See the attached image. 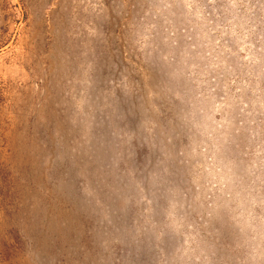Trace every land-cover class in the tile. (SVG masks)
I'll use <instances>...</instances> for the list:
<instances>
[{"label":"rangeland","instance_id":"1","mask_svg":"<svg viewBox=\"0 0 264 264\" xmlns=\"http://www.w3.org/2000/svg\"><path fill=\"white\" fill-rule=\"evenodd\" d=\"M0 264H264V0H0Z\"/></svg>","mask_w":264,"mask_h":264}]
</instances>
